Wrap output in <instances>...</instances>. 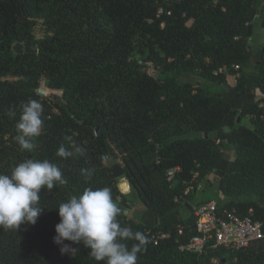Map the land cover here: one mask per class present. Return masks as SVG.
Returning a JSON list of instances; mask_svg holds the SVG:
<instances>
[{
    "label": "trees",
    "instance_id": "1",
    "mask_svg": "<svg viewBox=\"0 0 264 264\" xmlns=\"http://www.w3.org/2000/svg\"><path fill=\"white\" fill-rule=\"evenodd\" d=\"M257 16L264 27L261 0H0V173L26 157L48 159L68 181L41 189L34 225L0 228V264H104L83 244L65 241L76 250L61 254L53 242L55 207L86 187L111 188L125 209L121 226L150 237L137 264H264V238L202 255L179 249L198 233L192 200L211 173L227 199L207 200L252 212L264 229V43H250ZM16 42L37 51L16 53ZM44 79L62 94L41 96ZM29 100L43 106L31 153L16 135ZM61 145L85 155L61 158ZM110 158L121 160L130 193ZM82 168L94 169L91 179Z\"/></svg>",
    "mask_w": 264,
    "mask_h": 264
},
{
    "label": "clouds",
    "instance_id": "2",
    "mask_svg": "<svg viewBox=\"0 0 264 264\" xmlns=\"http://www.w3.org/2000/svg\"><path fill=\"white\" fill-rule=\"evenodd\" d=\"M16 123L17 142L21 150L31 153L34 138L42 134L43 106L37 100L22 104ZM86 149L75 146L71 150L63 145L56 155L67 158L74 154L85 155ZM81 175L91 179L94 169L82 168ZM68 183L61 168L48 159L26 157L10 174L0 173V228L17 230L21 224L37 222L44 207L39 206L41 189L52 190ZM60 217L55 225L53 242L60 246L61 254L73 253L72 244H83L90 255L104 264H137L138 254L146 251L150 237L131 227L121 226L117 217L120 208L113 201L109 187L84 188L82 194L71 195L57 207ZM127 241H135L129 248Z\"/></svg>",
    "mask_w": 264,
    "mask_h": 264
},
{
    "label": "built area",
    "instance_id": "3",
    "mask_svg": "<svg viewBox=\"0 0 264 264\" xmlns=\"http://www.w3.org/2000/svg\"><path fill=\"white\" fill-rule=\"evenodd\" d=\"M50 89L44 79L41 81L38 93L49 98ZM178 170L180 167L173 168L168 172L170 180L174 178ZM194 207L198 233L191 239L187 247L181 245L179 247L181 250L187 249L202 255L210 249L236 250L248 246L252 241L264 238L263 223L253 219L252 212L244 216L235 207L221 210L215 199H206ZM160 236L166 238L169 235L163 233ZM153 237L156 236L153 235ZM213 263L219 264V260L214 258Z\"/></svg>",
    "mask_w": 264,
    "mask_h": 264
},
{
    "label": "rangeland",
    "instance_id": "4",
    "mask_svg": "<svg viewBox=\"0 0 264 264\" xmlns=\"http://www.w3.org/2000/svg\"><path fill=\"white\" fill-rule=\"evenodd\" d=\"M261 3H262V5H264V0H261ZM32 14H33V16H35L34 12H32ZM36 20H37V24L35 26V35L37 38H41L45 34V27H44L43 19L42 18H36ZM250 43L255 49H258L264 43V27L262 25V19L260 16H257L254 20V35L250 38ZM148 66L151 68V72H153L154 68H155L154 65L149 63ZM190 77L193 80L200 79V75L197 74L196 72L191 73ZM50 90H51V94L49 97L50 99H56L57 97H59L62 94L61 90H56V89L52 90V88ZM256 96H257V99H260L262 97V93L260 90H257ZM244 119L246 121L250 122L249 116L245 117ZM116 160H117V163L121 164V160H119V159H116ZM124 176L125 175H122L117 179L119 180V185H120L121 191L124 194H126V193L128 194L131 192V189H130V185H129L127 179ZM219 179H220V177L217 173H211L208 176V178L205 181H203V183L199 187V190L196 193L197 198L195 196L192 200L194 206H197L201 202L200 200H204V199H208V198H215L217 200H224V201L227 199V196L219 188ZM123 184H125V185H123ZM190 188H192V187H190ZM237 196L240 199L244 198V195H242V194H238ZM129 212H130L129 210L126 211V213H129ZM243 248H245V247H243ZM219 264H221V263L219 262Z\"/></svg>",
    "mask_w": 264,
    "mask_h": 264
},
{
    "label": "water",
    "instance_id": "5",
    "mask_svg": "<svg viewBox=\"0 0 264 264\" xmlns=\"http://www.w3.org/2000/svg\"><path fill=\"white\" fill-rule=\"evenodd\" d=\"M13 50L16 52V53H24V52H28V53H31V52H35L37 51V46L36 45H25L23 42H16L14 45H13ZM241 118H239V122H240ZM229 128L227 127V130ZM16 135H17V132H16ZM6 141V139H2L1 142L4 143ZM228 157V155H227ZM109 165L112 167V170H113V173H114V176L116 178H119L120 176L122 175H125V169L124 167L117 163V160L115 158H110L109 159ZM125 185V184H123ZM120 210L122 212H124V207H120Z\"/></svg>",
    "mask_w": 264,
    "mask_h": 264
},
{
    "label": "bare ground",
    "instance_id": "6",
    "mask_svg": "<svg viewBox=\"0 0 264 264\" xmlns=\"http://www.w3.org/2000/svg\"><path fill=\"white\" fill-rule=\"evenodd\" d=\"M176 174V173H175ZM174 178H175V175H174ZM174 178H173V180H174Z\"/></svg>",
    "mask_w": 264,
    "mask_h": 264
}]
</instances>
